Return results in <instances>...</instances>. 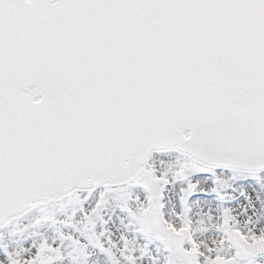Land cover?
<instances>
[{"label":"snow or ice","instance_id":"6c2138e0","mask_svg":"<svg viewBox=\"0 0 264 264\" xmlns=\"http://www.w3.org/2000/svg\"><path fill=\"white\" fill-rule=\"evenodd\" d=\"M0 264H264V0H0Z\"/></svg>","mask_w":264,"mask_h":264}]
</instances>
